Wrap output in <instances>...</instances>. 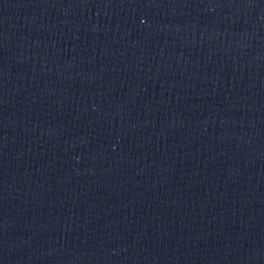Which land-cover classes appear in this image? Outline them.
Here are the masks:
<instances>
[{"label": "water", "instance_id": "water-1", "mask_svg": "<svg viewBox=\"0 0 264 264\" xmlns=\"http://www.w3.org/2000/svg\"><path fill=\"white\" fill-rule=\"evenodd\" d=\"M0 264H264V0H0Z\"/></svg>", "mask_w": 264, "mask_h": 264}]
</instances>
